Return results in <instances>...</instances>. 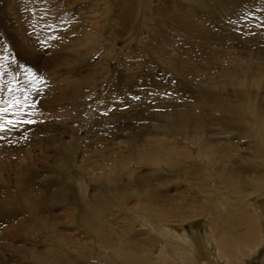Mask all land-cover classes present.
<instances>
[{"label":"rangeland","instance_id":"rangeland-1","mask_svg":"<svg viewBox=\"0 0 264 264\" xmlns=\"http://www.w3.org/2000/svg\"><path fill=\"white\" fill-rule=\"evenodd\" d=\"M108 1L114 2V5L112 4L111 6L115 7L116 10H123L122 13L125 14L124 17L127 23L126 27H122L121 22H114L111 15H107L104 11L98 9V7L102 6L97 5L99 0H79L77 3L71 5V7H64L66 8L65 17L68 16L67 13L74 14L75 12L79 14L76 16L77 19H75L74 15L73 20L75 22L73 20L68 22V26L66 22L59 23L57 20L61 5L60 0H0V109H8L7 112L3 113L5 120L35 121L31 124L20 123L15 127H10L6 132H0V205L3 204L5 208L0 211V263H4L5 261H11L12 263L14 261L21 262L24 259L29 264H35L34 262L39 264L38 259L31 254V251L50 245L49 242L66 246L67 244L63 241L61 242L60 238L52 236L47 231V218L49 219L52 215L54 216L51 220L56 222V229L60 230L64 224L65 227L62 228L67 234L71 235L73 233L75 234L74 236L81 235V237H85L89 235L94 237L93 229L96 227L95 225L99 224L101 219L90 218L95 222L89 225L83 221L80 210L76 211L75 207L85 203L94 206V203L97 204L96 199L100 198L101 194L107 196L109 191L113 195L115 194L113 197H115L117 208L111 214H113L115 219L117 218V225L121 221L118 219L119 217H128L131 224V229L128 233L133 234V237H147L149 242L154 244L153 246L155 247H152L151 254L148 257L151 264H168L161 262V259L157 258L156 255L161 251V247H164L165 242H170L171 240L170 244L174 243V245L178 244V242L171 237L164 238V236H159L158 234L156 236V234L150 232L145 227V224L151 225L161 233H168L171 230V234H175V232L181 233L184 230L190 233L193 230L204 233L206 228L211 233L210 228L206 226L210 224L208 222L209 219H207L208 217L215 223L224 224L221 222L220 217L225 216V214L215 211L201 214L193 219L190 218L191 216H187L185 220L179 219L176 216H170L168 210L157 213V215H154L156 217H153L148 212L128 211L131 205L133 206L137 203L134 200L135 196L131 198L125 210H120L118 208V198L126 189L132 192L129 186L127 187L123 181H117V183L105 180L98 181L97 175H93L88 167L83 169L79 166V163L81 165V160L89 155L91 149H94V147L82 146L71 152L58 148L70 145L73 139L71 131H74V129H76L78 137L83 138L82 140L84 141L92 142V139L97 136L107 137L108 132L106 130H109V125L102 123L99 126L96 125L94 117L97 116L98 122H102L109 119L108 117L112 114H115L116 110L119 115L123 111L128 113L125 107L118 111V104H124L125 101L132 108V105L138 103L135 96L142 94V92H147V88H152L154 90L148 92L150 95V97L148 96L149 99L145 96L142 97L145 100L148 99L147 103L149 104V106L145 107L144 114H137L133 117V121L130 120L136 130L145 126V135L143 134L141 142H135L136 145L141 144L143 141L145 143L151 137H154L157 141L166 139L173 142V144H178L179 142L181 145H179L180 150H182V147L184 149L187 147L192 148L195 155V165L203 166L201 159L197 155L196 147L198 145L195 144V141L200 143L201 140L191 139L189 138L190 135L177 136L179 133L175 129L173 131L174 125L172 126L174 134L172 136L171 132L167 129L166 121L168 118L162 117V114L166 116L171 114V112L165 114L161 112L159 106L163 103L165 105H174L175 107L176 102H172L170 94H172L173 98L171 90L178 86V84L183 85L182 87L187 85L188 90H186V94L184 91H181V95L179 92L176 93L174 100L177 101H180L181 99L179 98L187 95V102H195V99H197L196 102H202L201 100L204 99L206 100L204 104L211 106H216L219 102H223L227 106H229L228 102H233L234 105H237V102L240 100H242L240 102H264V72H258L257 74L255 70H250L249 68L243 70L242 67L246 68L244 64H241L243 60L241 61V59L237 58L241 55H233L232 53L233 49H235V52H238V48L240 50L245 47H254L257 46L256 43L258 42L264 44V26L262 23L264 0H148L147 25L143 27L142 31L144 33L142 36L147 42L148 38L146 37H149L151 43L149 47L145 41L149 49L146 46L147 52L144 51L143 54L140 52L143 48L137 47L134 42L124 39L122 34H120L127 35V33H130L132 23L130 22L129 15L133 16V13L136 12L135 1L137 0ZM140 1L142 0L138 2ZM130 2L131 4H129ZM143 2H147V0H143L142 4ZM91 7L94 8L93 13H95L94 20L92 21L93 25L96 26L98 23L106 25L101 28V31H103L101 39L99 42L89 39L84 42H74L73 38L78 37L81 30L85 29L86 24L92 26L88 18V12H86ZM182 10H191L187 15L191 21L181 17L180 12ZM160 13L164 15L161 16ZM15 16H17V19H14L16 18ZM80 18L82 22H80ZM116 19H120L121 21L120 17ZM11 24H14V26L12 25V27ZM237 34L238 38L236 40L233 39ZM259 47H255V54L257 55H259V49L264 51L263 45H259ZM75 48L79 49L73 51ZM220 49L223 51L219 52ZM212 51H214V54L210 60H222L226 66L235 63V65L240 66L238 71L236 73L233 72L228 77L223 74L224 77L221 73H216V70L214 71L215 68L212 69L210 64L202 63L201 57L204 56V53ZM145 53L148 55L145 56ZM142 55L144 56L142 57ZM151 55L155 56V58H152ZM153 61L156 62L155 65L159 69L157 71L159 75L156 78L151 76L154 74L151 71V63ZM244 61H251L250 63H253L251 66H257L261 62L257 58ZM191 63L192 67L190 66ZM185 64L190 67L183 69L185 70L184 72L182 68H184ZM189 68L191 69L190 73H186ZM124 71V75L120 76V79H117L119 72ZM127 73H129L128 76H126ZM64 74L71 77L72 84L67 85L65 82H61V76ZM164 74L170 79H168L167 84L172 86L169 92H165V90L159 91V83L155 84L156 80L158 82L166 80L162 77ZM208 74L214 78L213 82L202 81L203 75L206 76ZM90 76L93 77L89 79ZM50 77H52L51 81ZM38 78L40 82L37 86ZM130 80H133V83L136 81V84L132 88ZM49 83L50 88L48 87ZM75 86L81 89V93L78 96L75 95ZM114 86L117 87V90L113 89ZM118 90L123 92L120 98L119 96L117 98ZM55 92H57V95L59 92H62L63 98L59 101H47L48 98L51 99L54 96ZM110 96H112L111 100L109 99ZM99 98H101V101L98 100ZM163 100L165 101L163 102ZM125 106L127 105L125 104ZM171 106L170 108H172ZM236 107L241 108L242 106L239 104ZM135 109L138 108L136 107ZM223 117L221 116L219 120ZM214 121L218 123V119ZM159 126L163 129L166 128L163 130V136L154 135V130L160 128ZM116 131H119L120 134L117 137L122 138V128ZM232 135L240 136V134L230 132L227 134L228 137ZM145 136L148 138L146 139ZM253 140L252 138H246L242 141L246 146H252ZM121 141L123 140L119 139V145L112 150L117 148L118 151L116 152L118 153L123 152L122 148L127 150V147H129L128 143H121ZM183 143L185 146H182L184 145ZM101 145L105 144L102 143ZM153 147L158 148L159 146ZM12 151L14 154H12ZM247 151L248 153L246 154L234 153V155H236V160L240 161V169L247 180H253L258 172L264 171V157L258 151ZM163 155L165 154L163 153ZM157 158L163 159V157ZM163 161L160 172L157 175L166 174L167 172L163 171V168L171 167V165L164 164ZM141 165L142 168L138 167L146 170L144 168L149 164ZM28 167L31 168V172ZM208 170L210 171V169ZM136 171L139 170L136 169ZM220 171V169H211L209 176L215 179ZM173 172L174 169L171 173ZM178 175L179 177L187 176V183L183 178L179 179L175 184L169 182L171 184L169 193L174 196L175 190L173 187L176 186L179 189L177 200L186 199L191 201L192 204H199L205 195L201 192L199 186H197V176L195 174H187L185 171ZM26 176L28 177L27 179H19ZM153 177L145 178L143 182L136 179L135 183L137 186H134L138 187L139 190L146 188L149 184L147 181L150 178L153 179ZM80 180H87L84 184V187H87L86 192L81 191V184L78 183L81 182ZM67 182L73 188V192L71 191L72 193L68 195L69 204L54 203L56 195L59 196L61 193H59V190L63 184L65 187H68ZM153 182L158 183L159 181L153 180ZM26 185H28L27 188L31 189L29 193L21 190ZM214 185L215 183L211 181L208 187ZM23 192L26 195L24 199H22L23 196L21 195ZM187 193L190 195L187 196ZM245 195L246 197L244 196L245 200L243 202L244 209L250 207V209L252 208L256 211L258 209L257 206L264 202V188H260L257 191L249 189ZM12 199L14 200V204L11 202ZM20 200H22V204L25 206L24 210L26 213H24L23 209L19 208ZM51 200L52 204L49 203ZM170 200L164 199V203H168ZM45 201L46 203L49 201V209L55 210L50 212L51 209L49 210L45 207L44 210L37 211V215L31 213L30 218L28 213L31 211V204L42 203L44 205ZM83 201L86 202L83 203ZM241 204L242 200L240 201V206ZM239 212L247 216V213L241 210ZM177 216L181 217L180 215ZM160 217L165 218L162 223L160 222ZM60 219H64L65 223L63 222L62 224ZM94 219H97L98 222ZM35 229L39 232V238L43 239L45 236L47 237L45 241H42V243H46L35 245L36 243L32 240L34 235H31ZM223 230L220 229L219 231L223 232ZM14 231H18V233L23 235L18 234L16 236ZM78 231L81 234H78ZM241 231L233 229V233L236 234L235 232H237V235L239 233L242 234ZM26 233L30 235L29 238L28 236H24ZM107 235L103 233V236L108 239V241L106 238L103 239L104 242L107 244L109 242L114 247L121 242L120 240L123 241L124 239L121 236H118L117 239H111ZM243 239L244 237H241L240 241ZM132 240L131 238L129 241ZM226 240H229V238H226L224 242H228ZM179 244V248L175 247L173 250L176 251L178 249V253L183 255L185 259H188V255H184L185 248L180 247ZM93 250L97 251V253L99 252V245L97 243ZM122 250L127 249H121L120 251ZM196 250L199 252V249ZM135 251L143 253L138 248ZM96 254L94 253L93 256H96ZM83 255V262L85 264H106L100 259L99 261L95 259L94 263H90L88 261L90 257L87 253ZM118 255L117 253H112V257L109 256L111 260H114L113 256L119 258ZM156 260H159V262ZM207 261L209 262V260ZM236 262L234 259L233 264Z\"/></svg>","mask_w":264,"mask_h":264},{"label":"bare ground","instance_id":"bare-ground-1","mask_svg":"<svg viewBox=\"0 0 264 264\" xmlns=\"http://www.w3.org/2000/svg\"><path fill=\"white\" fill-rule=\"evenodd\" d=\"M78 1L79 0H60L61 2L60 9H59L60 18L57 16V20L59 21V23L66 22V25L68 26L69 24L68 22L74 19V15H75V19H77L76 16H78L79 14L75 12L74 14L67 13L68 16L65 17L64 15L66 12L65 11L66 8L64 7H68V6L71 7V5H73L74 3H77ZM138 1L139 0L135 1L136 12L133 13V16L129 15L130 22L132 23L130 33L129 34L127 33V35H124L123 33H120V32L119 33L122 34L124 39H128L131 42H134L137 45V47L143 48V50L140 51L143 54L144 51L147 52L146 46L147 45L149 46L151 43L149 37H146L148 38L147 39L148 42H147L146 39L142 36L144 33L142 31L143 27L144 25L145 26L147 25L146 16H147L148 0L147 2H143V4H142L143 0L140 2ZM112 4L114 5V2L112 3L111 1H108V0H99V2H97V5H102L101 7H98V9H100L101 11H104L107 15H111L113 17L114 22H121L122 27L124 26L126 27L127 23L124 17L125 14L122 13L123 10L121 9L116 10L115 7L111 6ZM129 4H131V2ZM119 8H122V7H119ZM86 12H88V18L92 26H89L86 24L85 29L81 30L78 37L73 38L74 39L73 41L74 42H80V41L84 42L85 40L89 39V40H95L96 42H99L101 39V33L103 32L101 31V28L105 27L106 25L105 24L100 25V23H98L96 26L93 25L92 21L94 20V15H95V13H93L94 8L91 7L90 10ZM190 12L191 10H186V11L182 10L180 12L181 17L191 21L189 19V16H187ZM160 15L163 16L164 14L160 13ZM15 17L16 18L14 19H17V16ZM118 17L121 18V21L120 19L118 20L116 19ZM176 19H181V18H176ZM262 19H263L262 23L264 26L263 16H262ZM52 20L54 19L52 18ZM80 22H82V19L80 20ZM12 25L14 26V24H11V26ZM116 31H119V30H116ZM116 31H115V34H116ZM138 31L139 33L137 34ZM237 36L238 34L233 39L236 40L238 38ZM217 40H220V39H217ZM145 41L147 42V45ZM256 44L258 48H260L259 45L264 46V44H262L261 42H258ZM251 45L254 46V44L252 43ZM148 46L147 48L149 49L150 46L149 47ZM257 46L248 47V48L245 47L240 50L238 48V52H235V49H233L232 53L233 55L234 54L241 55V56L239 55L240 57H237V58L241 59V61L243 60L241 64L242 65L244 64V67H246V68L242 67L243 70L249 68L250 70H255L256 71L255 73L258 74V72H261V73L264 72V51L259 49L258 54L260 56L255 54V47ZM78 49L79 48H75L73 51H77ZM221 51L223 50L220 49L219 52ZM213 54H214V51L204 53L203 57L200 56L202 59V63L204 62V63L210 64L212 69L215 68L214 71L216 70L215 71L216 73L218 72V73H221L222 75L224 74L226 77H228L233 72L236 73L238 71V68L240 66L235 65V63H231V65L226 66L224 64V61L222 60H210ZM144 55L146 56L148 54L145 53ZM144 55H142V57ZM193 55H197V54H193ZM152 58H155V56H152ZM251 58H257L261 62L257 66L256 65L251 66L253 64V63H250L251 61H247V62L244 61V60L251 59ZM31 63H32V59H31ZM151 64H152L151 71L154 73L151 76L153 78H156L159 75L157 73L159 69L157 68V65H155L156 62L153 61ZM246 64H250V65H246ZM190 66L192 67V63ZM190 66L185 64L182 70L187 69ZM183 71L185 72V70ZM190 71L191 69L189 68V70L186 71V73H190ZM204 72L206 73V71ZM124 73L125 71L119 72V77L117 79H120L124 75ZM128 75L129 73L126 74V76ZM91 77L93 76H90L89 79H91ZM162 77L166 80H164V82H158L156 80L155 84L159 83L158 84L160 88L159 91L165 90V92H169V90L172 88V86H169V84H167V81L169 78L166 77L165 74L162 75ZM51 80H52V77H50V81ZM202 81L213 82L214 78H212L211 75L209 74L206 76L203 75ZM39 82L40 81L38 78L37 86L39 85ZM61 82H65L67 85L72 84L71 77L67 74H64L61 76ZM135 84H136V81H134L133 83V80H130L131 88ZM182 86L183 85L178 84V86L174 87L171 90V92L173 93V98H172V94H170L171 95L170 99L172 100V102H176L175 107L174 105L173 106L169 104L165 105L163 103H161L160 106L159 105L158 106L161 112L165 114L171 112V114H168L166 116L162 114V117L168 118V120L166 121V124L168 126L167 129L169 130V132H171L172 136L174 135L172 132V126L174 125L175 128H173V131L175 129L176 132L179 133L177 134V136L190 135L189 138L191 139L201 140L200 143L195 141V144L198 145L197 147L196 146L195 147L197 149V155L201 159L203 166L195 165L194 150H192V148H189V147H187L186 149L182 147L181 148L182 150H180L179 142L178 144H173V142H170L169 140H166V139H161L160 141H157L154 137H151L149 138L148 141L146 140L145 143H143L144 142L143 141L141 144L136 145V143L141 142L140 140L143 138V134L145 132V126L140 127L138 130L134 129V125L132 123L134 119L133 117H135L137 114L139 115L144 114L145 107L149 106V104L147 103V100L150 97L148 92L151 90H154L152 88H147V92H144V93L142 92V94L136 95L135 99L137 98L136 102L138 103L136 105H132V108L130 107V105L125 103V101H124V104L122 103L118 104V107H119L118 111L120 109H124L125 107L128 110V113L123 111L119 115L117 114V110H116V113L108 117L109 119H107L106 121L104 120V118H102L105 122L104 121L98 122L99 121L98 117L97 116L94 117V121L96 125L99 126L101 125V123L105 125L107 124L109 125V130L108 129L106 130V132H108L107 137L97 136L96 138L92 139V142L84 141L82 140L83 138L78 137L76 129H74V131H71L73 139L70 145L66 147L60 146L58 149L62 148L64 150L66 149L67 152H71L82 146H93L94 149H91V153L87 155L83 160H81V165L79 163V166H81L83 169H86V167H88L91 170L93 175L95 176L97 175L98 181L99 180H105L107 182L114 181L115 183H117V181H123L127 187L129 186L130 191L132 192H129V190L126 189L124 193H122V195L118 198L117 202L119 203L118 208L120 210H125L127 205H129V201L131 200V198L135 196L134 200L137 203L134 204L133 206L131 205V207L128 208V211L137 210L138 212H141V213L148 212L153 217H156L154 215H157V213H160L161 211L163 212V210L165 211L168 210V212H170L168 213L170 216H173V217L176 216L182 220L187 219L185 218L187 216L188 217L191 216L190 218L192 219L197 218L201 214L211 213V211L225 214V216L220 217L221 222L224 223L223 225L213 222L212 219H210L209 217L207 218L209 219L208 222L210 224H207L206 226L210 228L211 233H209V229L207 228L205 229L204 233H201L199 231L197 232V230L195 231L193 230L194 232L192 231V233L186 230L182 231L181 233L175 232V234H171L170 233L171 230L168 233H161L158 230H155V228L152 227L151 225L145 224V227L150 232H153L154 234H156V236L158 234L159 236L161 235L164 236V238L171 237L172 239L176 240L178 244L180 243L179 244L180 247L185 248L186 251L184 252L185 254L184 253L183 254L188 255V259H185L183 255L178 253V249L174 251L173 249L175 247L179 248L178 244L176 245H174V243L170 244L171 242L170 240V242L168 241L165 242V245H163L164 247H161L162 248L161 251L156 255L157 258L161 259V262H166L168 264H233L234 259H235L237 261L235 264H264V202H262L261 204L258 203L259 205L257 206L258 209L256 211H254L252 208L250 209V207H247L246 209H244V206H243L244 205L243 202L245 200V197H246L245 194L247 190L254 189L257 191L260 188H264V171L258 172L253 180H247L246 176L240 169L241 168L240 161L236 160V155H234V153L235 154H241V153L246 154L248 153L247 150H255V151L260 152L262 156L264 157V102H240L242 101L240 100L239 102H237L238 103L237 105H234L233 102H228L229 106H227L223 102H219L218 105L211 106L208 104H204V101H206L204 99L201 100L202 102H196L197 99H195V102H187L186 101L187 95H184L185 98H183L184 96L182 98H179L181 99L180 101L174 100V95H176V93L179 92V94L181 95V91H184L185 93L186 90H188L187 85H185L184 87ZM48 87L50 88V83L48 84ZM113 89L117 90V87L114 86ZM80 93H81V89H79L78 86H75V95L78 96ZM122 94L123 92L118 90L117 98L118 96L120 98ZM10 96L12 95L10 94ZM144 96L147 97L148 99L147 100L143 99L142 97ZM3 97H4V94H3ZM111 97L112 96L109 97L110 100H111ZM62 98H63L62 92H59L58 95H57V92H55L54 96H52L51 99L48 98L47 101H51V102L59 101ZM98 100L101 101V98H99ZM164 101L165 100H163V102ZM125 104L127 106H125ZM239 104H241L242 106L241 108L236 107V106H239ZM170 106L172 108H170ZM136 107L138 109H135ZM219 115H221L222 117L224 116V117L221 120H219L221 117ZM165 118H164V122H165ZM215 119H218V123L214 121ZM121 128H122V134H121L122 138H118L117 135H120V134H119V131L117 132L116 130L117 129L120 130ZM165 129H163L162 127L158 129L156 128L154 130V135L163 136V133H164L163 130ZM131 130L132 131L135 130L136 132L135 131L132 132ZM227 130L230 133L240 134V136L232 135L228 137L227 134L229 132ZM123 132H127V133H123ZM131 137L132 139H130ZM147 138L148 137H146V139ZM246 138L254 139L252 146H246L243 143L242 140ZM119 139L123 140L121 141V143H126V144L128 143L129 147H127V150L129 151H127L126 149L124 150L122 147L121 148L123 152L121 153L116 152L118 151L117 148L112 150L114 147L119 145L120 143ZM102 143H104L105 145H101ZM153 146H159V147L155 148ZM182 146H185V144ZM163 153L165 155H163ZM12 154H14L13 151H12ZM157 157H161V158L163 157V159L161 160ZM162 161L164 162V164L166 163V165L168 166L171 165V167L163 168V171L165 170V172L167 173L166 174L164 173L163 175L158 174L159 175L158 176L157 173L160 172L161 164H163ZM141 164L143 165L149 164V165L146 168H144L146 170H142ZM136 166L137 167L140 166L141 168L140 167L137 168ZM163 166L165 167V165ZM136 169H138L139 171H136ZM173 169H174V172L171 173ZM208 169H210V171ZM211 169L221 170L215 179L209 176L211 173ZM184 171L187 174H195L197 176V179H198L197 186H199L201 192L205 195V197L202 198L200 200V203L197 205L192 204L191 201H188L186 199L177 200L176 198L179 197V194H177V192H179V189L176 186L173 187V189L175 190V195L172 196L169 193V187L171 186L169 182H173L175 184L179 179L183 178V180L187 183V176L179 177L178 175L179 173H182V172L184 173ZM151 176H154V177L153 179L150 178L147 181L149 184L147 185L146 188H142L139 190L138 187H135L137 186L135 183L136 179L140 182H143L145 181V178L147 179ZM24 178L27 179L28 177L27 176L21 177L19 179L22 180ZM153 180L159 181L158 182L159 184L154 183ZM211 181H213L215 185L208 187V184ZM61 182L63 183V181ZM86 182L87 180L78 182L81 184L80 188H82L81 191L83 192H86L87 190V187H84V184ZM68 184L69 183L67 182L68 187H65V185L63 184V186L60 188L59 193L60 192L61 193L59 196L56 195L55 201L53 200L54 203L62 204V205L69 204L68 195H70L73 192V188L69 186ZM27 186L28 185L24 186L23 188H21V190H25L26 193H29L31 189L27 188ZM21 195L23 196L22 199L26 197L24 192ZM114 195L111 193V191H109L107 196H104L101 194V197L96 199V202L98 205L94 203L95 205L93 206L92 204L85 203L86 201H83V203L85 204L77 205V207H75L76 211L80 210L81 218L83 219V221H85L89 225H91V223L94 224L95 222L91 220L90 218L101 219L99 221V224L95 225L96 227L93 229L94 237L89 236V235H86V236L84 235L85 237H81V235L74 236L75 234L73 233H71V235L73 234L71 236L70 234H67V232L64 231V229L62 228V227H65L63 224V222L65 223V221H63L64 219H60L63 226L59 230V229H56V222L51 220L54 215L50 216L49 219L47 218L48 220L47 222L48 230L47 231L51 233L52 236L54 235L57 238H60L61 242L63 241L67 245L66 246L56 245V244H53V242L48 241L50 245H46V247H41L43 249L40 248V249L31 251V254L34 255L36 259H38V263L39 264H85V262H83L84 258L82 256H84L83 255L84 253H87V255L90 257V259L88 260L90 261V263H94L95 259H97L98 261L100 259L103 261V263H106V264H151L148 257H149V254H151L152 247L153 248L155 247L153 246L154 244L150 243L147 237H133V234L128 233V231L131 229L130 228L131 224H130L128 217L126 216L119 217L118 219L121 221L119 222V225H117V221H116L117 218L115 219L113 217V214H111L115 210V208H117L116 203H115L116 202L115 197H113ZM186 195L189 196L190 194L187 193ZM164 199H171V200L168 203H164ZM241 200H242V204L240 206ZM13 201L14 200L12 199L11 202L14 204ZM48 202L47 203L46 201L44 202L45 206L42 203L31 204L32 206H31L30 213H32L33 215H37L38 214L37 211L44 210L45 207L49 209ZM49 203L52 204V200ZM2 209H5L3 204L0 205V211ZM240 210L244 213H247V216L241 214L239 212ZM177 215H180L181 217ZM160 219H161L160 222L162 223L165 218L160 217ZM94 220H97V219H94ZM222 228L226 230H223ZM220 229L223 230V232H220L219 231ZM233 229L239 230V232L240 230H242L241 231L242 234H240L239 232H238L239 233L238 235H237V232H235L236 234H234ZM38 233L39 232L36 229L33 230V232L31 233V235H34L33 239L32 238L31 239L36 243L35 245H38V244L40 245L42 241H45L47 239L46 236L43 239L39 238L40 236H38ZM103 233L104 235L105 234L107 235L108 233L107 236L108 238L111 237V239L112 238L117 239L118 236H121V238H124V239L123 241L120 240L121 242L118 243V245L114 247L109 242L108 244L104 242L103 239H105L106 237L103 236ZM15 234L17 236L18 234H21V233H18L17 231L15 232ZM78 234H81V233L79 232ZM83 234H86V233H83ZM24 236H28L29 238L30 235L26 233ZM241 237L242 238L244 237L242 241H240ZM131 238L133 240L129 241L131 240ZM226 238L227 239L229 238V240H226L228 242H224ZM40 239H42L41 242H39ZM106 240L108 241L107 238ZM240 242H242V244H240ZM43 243H46V242H43ZM96 243L99 245L98 253L97 251L93 250L96 247ZM136 248L143 251V253H137L135 251ZM121 249H127V250L120 251ZM196 249H199V252ZM93 252L95 254L97 253L96 256H93L94 255ZM71 253L74 255H72ZM79 253L81 254L79 255ZM112 253L119 254L118 255L119 258L113 256L114 260H111L110 256L112 257ZM207 260H209V262ZM156 261L159 262V260H156ZM34 263L36 264L37 262H34ZM0 264H29V263H27L23 259L21 260V262L14 261L12 263L11 261L9 262L5 261L4 263H0Z\"/></svg>","mask_w":264,"mask_h":264},{"label":"snow or ice","instance_id":"snow-or-ice-1","mask_svg":"<svg viewBox=\"0 0 264 264\" xmlns=\"http://www.w3.org/2000/svg\"><path fill=\"white\" fill-rule=\"evenodd\" d=\"M8 109H0V132H6L10 127H15L20 123H34L35 121L32 120H26V121H17L14 119H4L3 113L7 112Z\"/></svg>","mask_w":264,"mask_h":264},{"label":"crops","instance_id":"crops-1","mask_svg":"<svg viewBox=\"0 0 264 264\" xmlns=\"http://www.w3.org/2000/svg\"><path fill=\"white\" fill-rule=\"evenodd\" d=\"M28 169L30 170V172H31V168L30 167H28ZM19 204H20V207L19 208H21V209H23V211H24V213H26V211L24 210V205L22 204V200H20L19 201ZM55 210V209H54ZM54 210H50V212H53ZM28 215L30 216V218H31V213H28Z\"/></svg>","mask_w":264,"mask_h":264}]
</instances>
